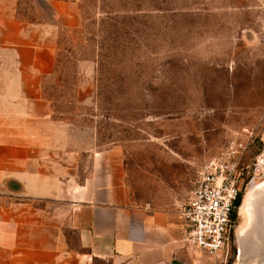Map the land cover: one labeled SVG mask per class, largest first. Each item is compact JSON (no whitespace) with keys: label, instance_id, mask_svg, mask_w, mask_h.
<instances>
[{"label":"rangeland","instance_id":"1","mask_svg":"<svg viewBox=\"0 0 264 264\" xmlns=\"http://www.w3.org/2000/svg\"><path fill=\"white\" fill-rule=\"evenodd\" d=\"M58 1L79 4V24L55 35V72L42 91L60 127L37 139L66 151L82 147L79 181L91 168L89 150L116 147L133 200L177 216L199 169L224 156L232 140L244 142L228 244L218 256L193 248L203 264L264 263L263 250L243 256L237 238L245 195L264 180L258 0ZM17 12L22 21L51 14L46 0H19ZM80 62L90 75L79 72Z\"/></svg>","mask_w":264,"mask_h":264},{"label":"crops","instance_id":"2","mask_svg":"<svg viewBox=\"0 0 264 264\" xmlns=\"http://www.w3.org/2000/svg\"><path fill=\"white\" fill-rule=\"evenodd\" d=\"M46 3L50 16L22 21L19 0H0V264H203L181 215L133 200L116 147L89 150L79 181L83 148L37 139L57 125L42 91L55 35L79 24L76 1Z\"/></svg>","mask_w":264,"mask_h":264},{"label":"built area","instance_id":"3","mask_svg":"<svg viewBox=\"0 0 264 264\" xmlns=\"http://www.w3.org/2000/svg\"><path fill=\"white\" fill-rule=\"evenodd\" d=\"M258 8L264 39V0H258ZM244 146V142L232 140L224 156L199 169L181 210L187 242L210 256L222 254L230 238L233 212L242 191L239 162Z\"/></svg>","mask_w":264,"mask_h":264},{"label":"bare ground","instance_id":"4","mask_svg":"<svg viewBox=\"0 0 264 264\" xmlns=\"http://www.w3.org/2000/svg\"><path fill=\"white\" fill-rule=\"evenodd\" d=\"M262 195H264V180L253 184L245 195L244 205L241 209L244 223L242 222L237 231V238L243 256L247 255L249 251H264V196ZM239 264L256 263L254 260H250Z\"/></svg>","mask_w":264,"mask_h":264},{"label":"trees","instance_id":"5","mask_svg":"<svg viewBox=\"0 0 264 264\" xmlns=\"http://www.w3.org/2000/svg\"><path fill=\"white\" fill-rule=\"evenodd\" d=\"M238 202V201H237Z\"/></svg>","mask_w":264,"mask_h":264}]
</instances>
